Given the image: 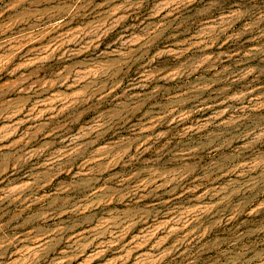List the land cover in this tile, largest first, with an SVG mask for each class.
<instances>
[{
	"label": "rangeland",
	"instance_id": "374dc122",
	"mask_svg": "<svg viewBox=\"0 0 264 264\" xmlns=\"http://www.w3.org/2000/svg\"><path fill=\"white\" fill-rule=\"evenodd\" d=\"M0 264H264V0H0Z\"/></svg>",
	"mask_w": 264,
	"mask_h": 264
}]
</instances>
